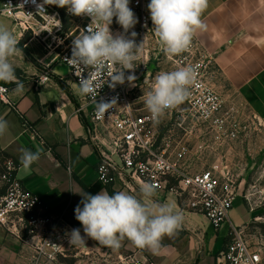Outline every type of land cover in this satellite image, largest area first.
Here are the masks:
<instances>
[{
	"label": "crops",
	"instance_id": "1",
	"mask_svg": "<svg viewBox=\"0 0 264 264\" xmlns=\"http://www.w3.org/2000/svg\"><path fill=\"white\" fill-rule=\"evenodd\" d=\"M4 1L0 0V7ZM202 20L206 30L198 32L194 40L212 58L217 74L231 91L239 94L256 115L264 117V0H209ZM0 24L15 33L19 47L30 51L39 66L23 83L22 92H14L16 85L10 86L15 110L0 105V118L9 125L0 135V151L16 164V176L25 188L48 206L50 214L64 219L68 234L72 229H80L83 236L75 208L84 193L95 195L107 190L111 195L125 191L139 197L142 183L108 187L99 181L97 168L102 154L115 148L116 132L111 120L95 127L102 145L98 150L90 141L86 100L79 94L69 70L57 61L55 53L44 51L35 39L26 38L28 34L21 36L8 19L0 17ZM44 75L50 81L38 85L39 77ZM80 107L85 111L80 112ZM23 149L41 152L30 170L20 163ZM154 199L173 203L185 218L177 234L164 238L158 255L127 240L114 250L86 237L85 245L62 246L65 258L59 256L51 261L37 255L34 245H41L38 238L22 232L17 239L0 228V264H88V260H94L93 264H118V258L126 256L155 264H216L218 254L230 241V226L244 228L253 216L243 202L235 200L227 224L216 231L204 215L188 209L173 194L156 191ZM234 209L240 219L248 217L246 223L235 225ZM44 252L50 254L51 250L46 248Z\"/></svg>",
	"mask_w": 264,
	"mask_h": 264
},
{
	"label": "built area",
	"instance_id": "2",
	"mask_svg": "<svg viewBox=\"0 0 264 264\" xmlns=\"http://www.w3.org/2000/svg\"><path fill=\"white\" fill-rule=\"evenodd\" d=\"M150 0H130L129 6L138 19L137 35L139 43L144 45L133 73V84L125 81L110 87L111 79L105 70L96 81V100L115 103L104 113L98 114L97 104L91 96H84L88 111L90 141L98 148L96 125L111 120L116 132L113 152L106 151L98 164L99 181L108 187L118 183L128 186L138 182L152 183L157 191H165L182 200L193 212L204 215L214 228L220 230L228 221L236 196L231 184L222 185L215 168L196 172L191 161L196 159V152L190 147L192 136L205 145L206 138L212 136L219 144L238 137V124L232 110L223 103L220 92L209 82L212 58L191 61L187 65L197 67V76L190 88L186 100L164 116L171 118L170 124L175 128L178 138H161L159 122L152 120L150 113L140 98L138 87L140 79L148 73L151 63L149 54L153 41L159 45L158 38L152 30V22L147 4ZM56 14V16H54ZM0 17L8 19L21 36L32 34L41 48L57 55V61L68 70L76 84L79 76L86 78L89 69L72 65V41L82 29L91 22L90 17H77L68 13L66 8L50 5L45 0H5L0 7ZM66 18V21L64 20ZM60 25L57 26L58 21ZM67 22V24H66ZM113 34L123 32L115 18L109 26ZM111 67V65H109ZM48 75L40 76L38 85L47 84ZM142 100V101H141ZM0 105L15 110L11 98V88L0 82ZM80 112L85 111L80 107ZM203 146L198 148L203 151ZM17 166L12 160L4 164L0 178V228L20 238L22 232L40 240L41 245H34L37 255L46 256L55 261L64 256L62 246L68 241L69 228L61 216L50 214L48 206L35 194L27 190L16 176ZM230 241L221 251L216 264H264V258L247 240L243 228L230 226ZM27 244V241H23ZM73 244H71L72 246ZM50 249L46 254L44 249ZM94 260H88L93 264ZM118 264H155L151 260H141L134 256L118 258Z\"/></svg>",
	"mask_w": 264,
	"mask_h": 264
},
{
	"label": "clouds",
	"instance_id": "3",
	"mask_svg": "<svg viewBox=\"0 0 264 264\" xmlns=\"http://www.w3.org/2000/svg\"><path fill=\"white\" fill-rule=\"evenodd\" d=\"M47 4L66 8L68 13L77 17H90L91 22L82 29L72 41V65L89 69L87 77L79 76L80 95L91 96L96 104L98 114H104L112 102L96 100V81L105 70L111 79L110 87L133 84V73L140 60L144 45L137 44V33L129 30L138 23L130 0H45ZM209 0H150L147 9L150 13L152 30L158 38L162 51L167 56L184 53L192 46L195 35L206 30L202 15L208 7ZM115 18L123 32L113 34L110 25ZM58 21L57 26L60 25ZM23 55L15 33L0 24V82L15 83L14 92H22L24 85L16 76L13 57ZM111 65V67H109ZM197 76V67L179 66L172 71H161L151 81L149 90L144 93V103L155 122L183 103L190 95V88ZM7 120L0 118V135L8 130ZM41 152L22 150L20 163L26 170L40 159ZM140 196L125 191L109 194L101 190L92 195L84 193L83 199L75 208V219L83 227L72 229L68 241L73 245H85V238L112 249H119L127 240L140 249H146L158 255L163 248L165 237H172L183 227L184 216L170 202L160 203L154 199L157 188L152 183L141 185ZM80 194V193H79ZM82 205V206H81Z\"/></svg>",
	"mask_w": 264,
	"mask_h": 264
},
{
	"label": "rangeland",
	"instance_id": "4",
	"mask_svg": "<svg viewBox=\"0 0 264 264\" xmlns=\"http://www.w3.org/2000/svg\"><path fill=\"white\" fill-rule=\"evenodd\" d=\"M137 29L136 24L129 30V35L131 31L137 33ZM117 32L119 31L117 30L115 34ZM29 37H32V34L26 35V38ZM135 40L139 44L138 35ZM20 48L23 55H17L12 59L16 76L20 82L24 83L35 69L39 70V66L30 51H26L22 46ZM149 58L151 63L148 66V73L140 79L141 85L138 87L142 100H144V93L149 90L151 81L161 71H172L179 66H186L191 61L207 57L204 50L193 40L188 51L176 56L165 55L160 44L157 46V43L153 41ZM209 82L220 92L224 106L234 113V119L239 128L238 137L219 144L212 136H208L204 145L197 137L192 136L189 139L190 147L197 153V157L191 161V164L196 172L215 168L222 185L231 184L236 200L243 202L253 214L251 222L243 228L246 238L264 258V117L256 115L239 94L232 92L228 83L217 74L214 67L210 69ZM3 83L9 87L16 85ZM170 122L169 116H163L160 119L159 131L161 138L171 137L173 141L178 138V134ZM200 146L204 148L198 153ZM8 160L0 151V178L4 171V164ZM232 211L236 226L241 222L246 223L248 217L240 219L237 209ZM61 258L65 257L61 256Z\"/></svg>",
	"mask_w": 264,
	"mask_h": 264
},
{
	"label": "bare ground",
	"instance_id": "5",
	"mask_svg": "<svg viewBox=\"0 0 264 264\" xmlns=\"http://www.w3.org/2000/svg\"><path fill=\"white\" fill-rule=\"evenodd\" d=\"M55 15H56V14H55ZM117 33H119V32H117ZM117 33H116V34H117ZM145 81H146V80H145ZM147 81H148V80H147ZM147 81H146V82H147Z\"/></svg>",
	"mask_w": 264,
	"mask_h": 264
},
{
	"label": "trees",
	"instance_id": "6",
	"mask_svg": "<svg viewBox=\"0 0 264 264\" xmlns=\"http://www.w3.org/2000/svg\"><path fill=\"white\" fill-rule=\"evenodd\" d=\"M11 88V87H10ZM9 159V158H8ZM113 194V193H112Z\"/></svg>",
	"mask_w": 264,
	"mask_h": 264
}]
</instances>
